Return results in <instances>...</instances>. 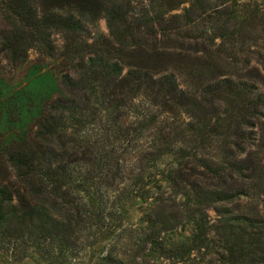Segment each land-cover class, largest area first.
Wrapping results in <instances>:
<instances>
[{"label":"trees","instance_id":"obj_1","mask_svg":"<svg viewBox=\"0 0 264 264\" xmlns=\"http://www.w3.org/2000/svg\"><path fill=\"white\" fill-rule=\"evenodd\" d=\"M136 1L1 0L0 52L14 63L23 62L30 49L50 56L55 50V34L84 36L87 29L80 17L98 13H103L110 32L108 46L119 56L130 48L134 59L181 52L187 49L193 32H200L203 39L231 38L250 21L229 13L223 4L229 0H140L138 11L133 8ZM87 55L80 58L76 75L62 76L64 89L71 97L64 96L49 105L35 124L30 140L0 156V251L15 263L25 264L31 251L43 264H53L65 253H73L82 235L94 237L101 230L110 231L116 227L109 222L114 212L107 210L108 198L103 190L117 189L116 183L128 180L121 189L129 187V195L147 198L140 192L143 187L139 183L152 176L145 173L157 165L158 157L190 155V151L176 146L174 130L165 135L157 130L159 134L150 135L151 140L137 151L143 134L155 123L149 116L133 115L126 130L118 126V119L124 116L120 109L132 105L119 89L136 91V87L156 77L165 99L166 94L180 92L171 73L152 72L139 64L123 72L122 58L110 52L96 50ZM234 94L239 95V90L235 89ZM175 99H169L167 114ZM201 121L189 122L187 131L198 134L207 128L206 124L201 126ZM222 128L218 123L210 126V132L221 135ZM116 133L131 143L132 160L126 165L117 160L121 158L117 155L119 146L114 145ZM218 161L213 162L214 168L207 166L217 182L226 169L244 174L243 161L229 158L225 166L216 165ZM197 168L195 164L194 171ZM127 170L129 177L123 180ZM173 172L169 168L164 175L168 185L174 182ZM191 185L194 189L188 191L192 190L193 195L188 200L194 201L195 211L199 212L191 220L192 243L201 249L213 239L210 230L215 232V226L212 230L208 223L207 206L235 196L213 182L194 181ZM182 195L188 196L186 192ZM150 204H154L147 217L150 228L160 231L173 226L170 217L165 216L163 198L155 197ZM218 214V226L212 235L218 236L214 246L220 248L225 264H264V220L228 208ZM103 262L116 263L106 257Z\"/></svg>","mask_w":264,"mask_h":264},{"label":"rangeland","instance_id":"obj_2","mask_svg":"<svg viewBox=\"0 0 264 264\" xmlns=\"http://www.w3.org/2000/svg\"><path fill=\"white\" fill-rule=\"evenodd\" d=\"M223 4L232 15L248 18L249 25L227 39L220 36L213 40L203 39L199 37L200 32H193L187 49L168 52L158 58L134 59L130 48L124 54L121 52L122 56L117 55L108 46L111 36L103 13L80 17L87 29L84 36L55 34V50L50 56L30 49L23 62L14 63L0 52V156L30 140L35 124L49 105L64 96L71 97L64 89L62 76L76 75L80 58L83 55L87 58V54L96 50L122 58L123 72L138 64L143 68L148 66L152 72H169L180 90L166 94L163 99L165 92L159 91L156 77L136 87V91L119 89L122 97L132 102L130 108L120 109L124 112L118 119L122 130H126L133 115L143 114L155 122L143 134L137 151L151 140L150 135H157V130L164 135L174 130L173 136L178 138L176 146L190 151V155L186 158L181 155L158 157L157 165L145 173V176H152L139 183V187H143L140 192L147 198L129 195V187L121 189L129 182L125 180L129 174L127 170L122 176L125 181L114 185L117 189L102 191L108 198L107 210L114 212L109 222L116 227L110 231L101 230L94 237L82 235L74 252L65 253L53 264H112L103 262L105 257L113 258L115 264H225L220 248L214 246L218 236L212 235L218 226V212L228 208L234 213L264 220V0H229ZM140 7L141 2L137 0L133 8L138 11ZM235 89L239 90V95L234 94ZM175 96L173 108L167 114L169 99ZM194 121H201V126L206 124L207 128L198 134L187 131L188 123ZM218 123L223 125L219 129L221 135L210 132V126ZM109 133L112 135L111 131ZM113 136L117 140L114 145L119 146L117 155L121 159L117 160L120 165H126L132 160L131 143L119 133ZM233 157L243 161L244 174L241 176L232 168L226 169L217 182L207 166L214 168L216 159L219 160L216 165L225 166ZM195 164L198 168L194 171ZM169 168L174 169L171 173L174 182L168 185L164 175ZM194 181L195 184L213 182L235 196L207 206L209 226L212 230L215 226L214 233L210 230L214 240L201 249L192 243L191 220L199 216L194 201L188 200H192ZM183 192L188 196L183 197ZM155 197L164 199L165 216L170 217L173 225L167 230L157 231L147 222L154 207L150 202ZM24 262L43 264L31 251ZM0 264L18 263L0 251Z\"/></svg>","mask_w":264,"mask_h":264}]
</instances>
